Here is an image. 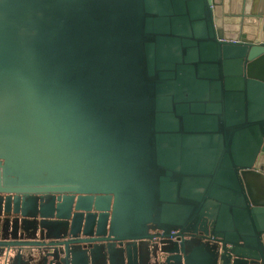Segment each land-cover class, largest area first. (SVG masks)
Masks as SVG:
<instances>
[{
  "label": "water",
  "instance_id": "water-1",
  "mask_svg": "<svg viewBox=\"0 0 264 264\" xmlns=\"http://www.w3.org/2000/svg\"><path fill=\"white\" fill-rule=\"evenodd\" d=\"M0 264H264V0H0Z\"/></svg>",
  "mask_w": 264,
  "mask_h": 264
}]
</instances>
